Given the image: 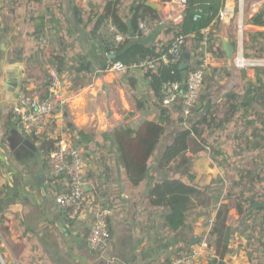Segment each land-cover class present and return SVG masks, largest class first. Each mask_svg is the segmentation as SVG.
Instances as JSON below:
<instances>
[{"label": "crops", "instance_id": "1", "mask_svg": "<svg viewBox=\"0 0 264 264\" xmlns=\"http://www.w3.org/2000/svg\"><path fill=\"white\" fill-rule=\"evenodd\" d=\"M227 3L234 8L236 21L219 23L214 20L212 25L217 23V28L211 34L210 42L200 44L198 48L201 57L210 58L212 66L234 69L225 81L216 83V79L212 83V87L216 85L219 89L214 100H220L226 91L241 83L236 71L244 70L249 81L253 82L254 67L264 66V59L244 56L245 31L264 30V26L249 23L264 0H228ZM156 12L157 20L148 23L145 19L149 33L140 38L134 36L133 40L141 39L160 48L173 38L168 23L161 21L159 11ZM93 14H104L102 0H44L41 3L0 0V264H161L168 262L178 248L175 235L163 226V210L150 206L146 196L149 186L157 180L168 177L187 180L188 177L185 173L157 169L158 156L169 142L164 138L156 155L149 160L148 177L136 186L127 180L109 132L118 123L136 125L144 119H154L158 110L153 101L147 99L148 80L143 69L128 68L118 73L97 74L106 62L98 45L111 27L99 30L96 39L92 40L90 26L85 27L75 20L76 15L87 17ZM42 15L45 27L37 37L33 35V18ZM240 20L243 25L241 34L238 30L236 32ZM60 41L66 45L67 53V44L70 43L86 53L97 74L76 90L70 89L65 81L62 97L66 102L56 107L46 132L51 142L54 137L62 135L83 151L88 201L75 219H70L67 209L55 201L65 188L64 177H54L50 173L41 142L20 131L18 116L14 112L22 91L38 95L42 89L51 55L62 49ZM224 43L234 46V56L241 51L245 58L263 63L234 67L224 56ZM170 109L174 115V107ZM203 111L192 113L189 119H197ZM79 131L89 137L78 145ZM249 139H252L251 135ZM241 155L244 171L260 172V167L264 166L261 160L257 166L253 164L254 158L264 160L261 150L243 148ZM188 173L198 185L211 183L215 190L207 205L196 209L189 220L190 235L194 237L190 242L192 245L209 230V247L215 257L202 259L200 264L213 261L215 264H255L249 258L250 249L245 247V235L227 228L239 218L231 204L234 200L224 196L238 179L237 169L229 168L225 174L218 157L205 149L191 156ZM226 203L230 206L226 209L224 223L217 232L210 233L208 219L215 220L219 207ZM263 204L259 202V205ZM97 205L106 206L111 211L107 218L111 237L103 251L92 250L87 243ZM254 255L262 256L260 252Z\"/></svg>", "mask_w": 264, "mask_h": 264}, {"label": "trees", "instance_id": "2", "mask_svg": "<svg viewBox=\"0 0 264 264\" xmlns=\"http://www.w3.org/2000/svg\"><path fill=\"white\" fill-rule=\"evenodd\" d=\"M28 1L41 3L44 0ZM146 1L102 0L105 14L75 17L78 24L90 26L89 34L92 40L96 39L107 17L114 26L115 32L106 35L101 43L98 42V49L105 55L106 62L97 74L104 73L107 65L113 62L119 61L130 65L144 59L155 58L167 50L175 36L186 35V41L181 47V61L184 60L186 52L190 54L186 60V69H180L178 62L160 64L156 71H145L149 92L147 99L153 101L158 116L154 119H144L136 125L118 123L109 132L111 141L119 153L126 178L134 186L145 180L148 177L151 156L164 137L169 136L168 144L158 156L157 169L161 172L185 173L188 179L168 177L157 180L149 186L146 198L150 206L163 210V226L175 235L178 244L176 251L189 250L192 247L190 242L194 239L190 235V217L196 209L207 205L210 195L215 190L211 183L198 185L194 182L192 175L188 173V166L193 154L208 150L209 147L212 155L218 157L225 174L229 168H235L239 172L234 185L224 194L225 198L234 200L231 204L239 215L234 225L227 227L228 231L236 229L244 234L245 247L250 249L251 262L264 264V204L259 205V202L264 203V166L260 167V172L254 174L250 173L251 169L244 171L242 168L244 158L241 155L243 148L251 151L261 150L264 153V66L254 67L253 82L249 81L244 70L236 71L242 80L241 83L226 91L220 100L213 99L217 87L216 85L212 87V83L216 79L218 80L216 83L225 81L234 69L230 66H209L203 77L202 90L198 98L201 106L196 109V105L188 117L204 109L202 115L195 120L188 117L187 119L183 117L180 106H177L178 127L168 131V126L176 113L173 115L171 107L162 103V86L168 81L183 82L201 62V55L198 52L202 40L200 30L214 21L222 1L187 0L182 22L176 26L168 23L167 27L173 33V38L160 48L155 44L144 43L141 39H132L134 36L140 38L143 35L138 27L139 19L147 18L148 23L149 20L151 22L157 20L156 10L146 5ZM33 21L35 22L33 35L38 37L45 27V17L43 15L34 17ZM249 23L264 26V3L249 19ZM216 28L217 23L212 25L211 34L215 33ZM115 33L122 36L120 42L115 41ZM244 37L247 38L244 42V56L264 59V30L245 31ZM60 43L62 49L55 54L52 53L49 69L60 75L64 74L72 90L92 81L97 74L91 58L75 48L73 43L67 44L69 51L67 53L66 45L62 41ZM213 53L215 54V51ZM110 54H114V57L109 58ZM49 82L47 70L42 89L38 93L41 98L47 96ZM46 132L40 136H28L34 141L41 142L42 151L47 158L52 142ZM249 135L252 139H249ZM88 137L87 133L79 131V140H76V143L79 145L88 140ZM260 160L264 164L261 158H254L253 165L257 166ZM228 206L230 204L226 203L219 207L210 233L217 232L224 223ZM67 220L69 221L68 217ZM256 252H260L262 256H255Z\"/></svg>", "mask_w": 264, "mask_h": 264}, {"label": "built area", "instance_id": "3", "mask_svg": "<svg viewBox=\"0 0 264 264\" xmlns=\"http://www.w3.org/2000/svg\"><path fill=\"white\" fill-rule=\"evenodd\" d=\"M221 1L222 6L214 20L219 23L236 21L234 8L228 5V0ZM238 1L242 2L243 0ZM155 2L161 5V10L159 11L161 21L175 26L182 22L187 0H155ZM110 27L111 30H109L108 34L115 32V29L110 18L107 17L100 30H108ZM138 27L143 34L149 33V26L145 19L138 20ZM237 30L240 34L243 31L241 20L237 24ZM211 31L212 23L200 30L202 34L201 44L206 45L210 42ZM114 39L119 42L122 40V36L115 33ZM185 41L186 35H177L173 38L167 50L155 58L144 59L130 65H125L119 61L113 62L107 65L104 71L105 73H118L128 68L156 71L160 64L180 63L181 47ZM230 61L236 68L263 63V61L245 58L241 51L238 55L233 56ZM209 66H212L210 58L202 56L201 62L188 74L183 82H166L161 89L162 103L168 107L180 106L183 117L187 118L198 103L203 77ZM48 76L50 82L47 85L48 94L46 97L41 98L37 94L25 91H22L19 95V104L14 112L18 116V128L26 135L40 136L43 132H46L49 129L56 107L63 106L66 102L62 97V89L66 84L64 76L53 69H48ZM46 162L50 173L54 177H64V182L66 183L64 190L56 196V203L67 209L70 219L77 218L88 201L87 181L85 178L86 162L83 151L80 147L59 135L52 140V147L47 155ZM110 214L111 211L106 206L97 205L95 207L93 220L87 234V243L92 250L103 251L106 249L111 237L107 223V218ZM207 222L209 227H211L214 219L209 218ZM208 234L209 230L189 250L176 251L168 263L164 262L161 264H200L202 259H213L215 255L210 250Z\"/></svg>", "mask_w": 264, "mask_h": 264}, {"label": "water", "instance_id": "4", "mask_svg": "<svg viewBox=\"0 0 264 264\" xmlns=\"http://www.w3.org/2000/svg\"><path fill=\"white\" fill-rule=\"evenodd\" d=\"M145 4L152 7L156 11L161 10V5L158 4L157 2L153 1V0L152 1L147 0L145 2ZM223 53H224L225 58L230 60L232 58L233 53H234V46L231 43H224L223 44ZM113 57H114L113 54L109 55V58H113ZM189 57H190V54L188 52H186L184 54V60L179 63L180 69H183V70L186 69V67H187L186 60H188ZM200 106H201V104L197 103L196 109H199ZM196 241H198V240H196Z\"/></svg>", "mask_w": 264, "mask_h": 264}, {"label": "rangeland", "instance_id": "5", "mask_svg": "<svg viewBox=\"0 0 264 264\" xmlns=\"http://www.w3.org/2000/svg\"><path fill=\"white\" fill-rule=\"evenodd\" d=\"M149 1H152V0H149ZM153 1H155V0H153ZM236 32H237V29H236ZM234 56V55H233ZM232 56V57H233ZM101 70V69H100ZM210 73V72H209ZM209 73L207 74V75H209ZM225 79V77L223 78V80ZM65 81H67L68 82V80L65 78ZM219 90V89H218ZM217 89L215 90V92H214V95H213V97L215 98V96H216V92L218 91ZM20 95V94H19ZM216 99V98H215ZM176 107V108H175ZM174 109H175V111H177V106H174ZM179 118V115H178V113H176L175 115H174V117H173V122L172 123H170L169 124V126H168V131H173L175 128H177L178 127V124H177V119ZM189 118V117H188ZM187 118V119H188ZM188 122H185V124H187ZM164 138H166V139H168L169 138V136H165ZM156 151H157V149L154 151V153H153V155L151 156V158L150 159H152V157H154V155H156L155 153H156ZM208 152H210L211 153V150H209V147H208ZM209 178V177H208ZM211 196V195H210ZM209 199H211V198H209ZM208 202H209V200H208Z\"/></svg>", "mask_w": 264, "mask_h": 264}]
</instances>
